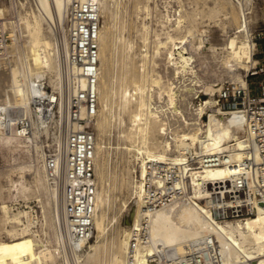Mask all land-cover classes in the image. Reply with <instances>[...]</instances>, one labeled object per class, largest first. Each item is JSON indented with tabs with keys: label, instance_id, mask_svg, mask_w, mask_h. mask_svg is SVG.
Wrapping results in <instances>:
<instances>
[{
	"label": "bare ground",
	"instance_id": "bare-ground-1",
	"mask_svg": "<svg viewBox=\"0 0 264 264\" xmlns=\"http://www.w3.org/2000/svg\"><path fill=\"white\" fill-rule=\"evenodd\" d=\"M78 1L83 2L85 0ZM137 1L138 5H141L140 10L149 13V0L147 2ZM218 1L214 0V6L210 9L209 16H218L220 12ZM74 2L75 0H37L38 11L31 10V13L28 15L23 13L24 16H22V4L20 0H17L19 24L17 23L16 29L13 28L17 33L13 45L8 48L7 56L0 59V122L2 117L16 110L28 115L33 93L40 90L42 80H45L46 84L55 92H62L63 78L55 38L56 33L51 27L53 28V25L64 21ZM99 2L102 12L109 3L108 0H99ZM9 10V7L7 9L5 6L0 5V19L6 18ZM224 11L222 16L229 20L232 17L230 12ZM196 16L198 17V14ZM183 17L184 15L180 12L176 21L178 27L184 21ZM167 21H171L169 16H167ZM45 24L48 25V28L45 27ZM241 27L242 19L234 35L229 37L222 58L229 67L240 65L245 68L241 80L234 81L245 86V72L250 69V63L253 62L254 45L248 36L244 35L241 38L243 33L237 31ZM13 29L12 31H14ZM53 31L55 35H53ZM138 32L142 43L141 47L146 50L139 52L138 56L135 55L137 57L136 61L133 59L135 56L128 57L130 60L121 76V85L119 90L115 91L113 84H106L103 80L102 61L106 53L103 43L106 32L100 27L99 110L94 125L100 131L104 130L106 123L104 124L103 120L99 119L100 114H102L101 111L109 109L111 99L117 96L120 114L127 115L130 122V126H127L125 130V138L129 142L125 149L132 153L137 160H140L139 171L142 176L146 173L145 162L147 160L153 158L163 160L169 154V151H177L176 148L178 154L190 151H195L198 154L226 150L234 151V159L241 160L244 157L243 150L246 146L242 137L245 130V115L242 108L223 110L219 106L217 98L211 97V99L203 102L197 101L194 104L195 107L188 105V115L191 117L186 116L176 104L177 95L172 85H165L162 78L151 75L148 66L150 58L147 51L150 35L149 26L141 22ZM166 33L169 38L168 45H170L167 52L169 63L173 66L176 63L174 60L180 58L185 65L183 68L192 67V56L186 47L187 37L176 38L169 31ZM52 35L55 36V39L52 38ZM178 39L182 40L177 42ZM128 45L133 50L132 42H129ZM201 45L196 48L200 49ZM135 64L139 69L138 73L134 71ZM47 79L52 86L49 85ZM81 85L84 86L85 83L82 82ZM155 85H158L160 90L163 89L167 93L168 108L164 112L162 107L154 102L152 92ZM171 117L178 122L182 119L183 125H185L183 133H178V131L176 134L174 133L175 128L178 127L180 131L182 128L181 126L175 127L172 125L173 123L170 122ZM169 132L171 133V139L167 136ZM161 135L165 140L160 139ZM0 141H3L9 147L11 152L16 149H25L29 156V161L21 162L16 167L8 169L7 172L0 173V179L6 177L8 182L7 187H5L0 181V201L2 203L0 222L3 226L0 231L8 236L7 239L0 240V264L52 263L56 257L55 250H57V247L55 249L45 244V241L37 237L29 228L35 220V208L30 205V202H26L24 205L21 204L20 200L6 204L3 200V193L6 191L9 197L20 195L25 198L32 196L36 197L35 199L38 198L45 220H47L46 217L49 211L55 212L49 221L51 227L56 230L55 243H57L56 245L60 243L65 245L67 242V219L60 204V195L55 188H47L45 180L46 182L48 180L40 153L35 152L34 148L31 149L27 141L20 140L8 131L2 132L1 124ZM100 148L96 132L95 175L96 172L98 173V167H100L98 160ZM26 169L29 170V175L28 173L24 174ZM100 172L104 173L101 170ZM229 176L230 169L226 166L206 170L192 179V200H178L156 210L152 214L145 215L142 214L141 209L143 187L141 183L134 182V177L132 182L130 181V185H132L131 201L123 200L118 209H116L114 198L102 197V189L97 184L94 214L95 242L97 243V240L106 234L107 227L118 224L120 218L126 214L127 225L123 230L124 238L120 246L121 251L125 254L126 261L121 255H115L114 263L116 264H129L127 256L131 246L130 234L132 228L135 225L137 226L142 219H146L150 225L151 240L148 245H138L136 247L135 259L132 264H147L148 256L154 254L157 248L174 247L181 251L187 241L208 236L215 237L219 243L223 264H238L242 257L256 259L258 264H264L263 208H260L255 216L248 218L244 223L226 221L215 224L211 221L208 208L197 201L204 199L206 195L201 188L203 181L216 182L225 180ZM44 178L46 179L44 180ZM13 192L16 193L13 195ZM11 204L21 205L22 207L18 206L17 211H14L11 209ZM114 210L115 213L111 216V211ZM39 212L42 216V233L45 236V221L41 209ZM24 218L26 221H24ZM85 248H88L89 251L86 252ZM98 248L97 244L85 242L81 245L79 252L75 254H86V263H89L97 256Z\"/></svg>",
	"mask_w": 264,
	"mask_h": 264
},
{
	"label": "built area",
	"instance_id": "built-area-1",
	"mask_svg": "<svg viewBox=\"0 0 264 264\" xmlns=\"http://www.w3.org/2000/svg\"><path fill=\"white\" fill-rule=\"evenodd\" d=\"M233 1L241 10L242 27L237 31L248 36L254 45L253 62L245 76L246 85H223L217 101L223 110L240 107L244 112V157L237 161L234 151L228 150L200 154L195 151L178 154L172 150L163 160H147L143 176L138 170L133 172L134 182L143 187V215L178 200H192L193 177L222 166L230 169V176L216 182L203 181L201 188L206 195L197 200L208 208L211 221L244 223L260 208L264 209V20L251 17L252 10L264 0ZM8 2L10 10L6 18L0 19V59L7 56L19 24L17 0ZM101 21L99 0H75L64 21L53 25L63 75L62 92H55L42 80L40 90L33 93L29 114L16 110L0 122L2 132L8 131L27 141L31 149L40 153L48 183L60 195L67 219V242L58 244L60 259L67 253L75 255L82 244L94 237L97 196L94 124L99 110ZM167 136L172 138L170 132ZM11 205L14 211L22 207ZM39 210L35 208V220L29 228L45 241ZM4 238L0 233V240ZM150 240V225L142 219L130 234L129 264L134 262L136 247L148 245ZM146 263L223 264V258L216 238L208 236L187 241L181 251L174 247L157 248ZM238 264L258 263L256 259L242 257Z\"/></svg>",
	"mask_w": 264,
	"mask_h": 264
},
{
	"label": "rangeland",
	"instance_id": "rangeland-1",
	"mask_svg": "<svg viewBox=\"0 0 264 264\" xmlns=\"http://www.w3.org/2000/svg\"><path fill=\"white\" fill-rule=\"evenodd\" d=\"M141 1L147 2V0ZM20 2L23 8L21 12L22 16L28 15L31 13V10L38 11L37 0H20ZM218 2L220 12L218 16L213 17L209 16V12L214 6V0H149V13L140 10L141 5H138L137 0H108L109 5L101 12V28L106 32L103 43L106 53L102 61L104 83L113 84L115 91H118L121 85V76L125 72L126 64L130 60L128 57L138 56L139 52L146 50L141 47L142 43L138 32L140 23L144 22L149 26L150 33L147 51L149 52L150 62L148 66L151 70V75L162 78L165 85H172L177 95L176 104L179 109L186 116L191 117L188 115V105L195 107L194 104L197 101L203 102L211 99V97L218 99V92L221 87L223 85L235 84L234 81L241 80V75H244L245 70L240 65L229 67L225 64L224 58H222L229 37L234 35L236 28L240 25L241 10L233 0H219ZM0 5L8 9L9 2L8 0H0ZM223 11L230 12V16L232 17L229 20L225 19L222 16ZM180 12L184 15V21L178 27L176 21ZM196 14H198V17ZM167 16L171 18V21H167ZM251 17L253 20H264V1H260L257 8L252 10ZM45 27L48 28V25L45 24ZM51 29L54 30V27H51ZM167 31L176 38L187 37L186 47L192 56V67L183 68L185 65L180 58L174 60L176 63L173 66L169 63L167 52L170 45H168L169 38L166 33ZM53 35H55L54 31ZM53 35L52 38L55 39L56 37ZM242 35L241 38L244 37V34ZM180 40L182 39H178L177 42ZM129 42H132L133 50L130 49ZM200 44H202L201 48L197 49L196 47ZM136 56L133 58L135 61L137 60ZM134 66V71L138 73L139 69L137 65L135 64ZM247 74L248 71L245 72V76ZM47 81L52 86L48 79ZM253 82L255 84L256 79ZM153 89L154 102L159 104L164 112L168 108L167 93L163 89L160 90L158 85H155ZM110 103L109 109H103L99 118L103 120L104 124L106 123L107 127L104 125V130L100 131L94 125L97 132V142L101 147L98 152L100 167H98V173L96 172V179L98 187L102 189V197L114 198L116 209H118L123 200L131 201L132 185H130V181L132 182L134 170H140V160H137L132 153H129L125 149L129 143L125 138V130L127 126H130V122L127 115L120 114L117 96H114ZM121 115L122 117H120ZM170 122L175 127L181 126L182 128V132L178 127L177 129L175 128V134L177 131L178 133H183L185 125H183L182 119L178 122L171 117ZM160 139L165 140L163 136ZM176 150L178 151L177 148ZM32 157L36 160L34 156ZM27 161H29V156L25 149H16L14 152H11L9 147L3 141H0V173H5L8 169ZM100 170L104 173H101ZM27 173L28 175L30 174L29 170H24V174ZM28 175L26 176L28 177ZM3 178L0 181L2 185L7 187L8 182L6 177ZM45 184L47 188H52L46 180ZM15 193L13 192V195ZM3 194V200L6 204L17 200H20V203L23 205L26 202H30V205L34 208L39 207L43 214L38 198L35 199L36 197L33 196L25 198L20 195H11L9 197L6 191ZM1 205L0 201V208ZM114 213L115 210L111 211L110 215L113 216ZM54 214L55 212L53 213L52 210L49 211L46 217L47 220H45L43 214L46 228L45 244L55 249L57 247L58 250V245L55 243L56 230L51 227L49 222L50 217H53ZM126 225L127 216L125 214L120 218L118 224L107 227L106 234L97 240V243L95 242V236L93 237L90 243L97 244L99 247L97 256L93 258V260L95 259L94 261L86 263V254L72 255L70 253H67L63 259H60L57 250H55V260L49 264H116L114 263L115 255H121L126 261L125 254L120 249L124 238L123 230ZM2 228L3 226L0 222V230ZM0 233L4 235V239L8 238L6 233L1 231ZM85 249L86 252L89 251L88 248Z\"/></svg>",
	"mask_w": 264,
	"mask_h": 264
}]
</instances>
